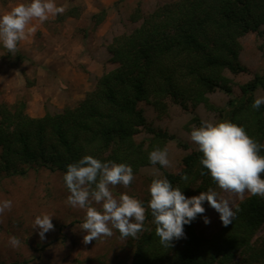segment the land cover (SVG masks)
I'll list each match as a JSON object with an SVG mask.
<instances>
[{"label": "trees", "instance_id": "1", "mask_svg": "<svg viewBox=\"0 0 264 264\" xmlns=\"http://www.w3.org/2000/svg\"><path fill=\"white\" fill-rule=\"evenodd\" d=\"M104 16L103 9L93 18L98 24ZM129 19L139 25L112 38L102 75L75 106L33 118L21 100L0 102V178L41 169L63 177L66 166L84 156L130 165L137 174L152 166L149 153L163 149L172 138L146 121L144 108L165 115L170 101L187 112L198 105L217 110L207 95L216 90L232 93L225 72H247L239 60V39H264V0H171L146 14L138 6ZM15 60L25 57L16 53ZM238 86L240 96L228 102L223 117L264 145V105L259 110L251 107L254 93L264 91V71ZM141 132L148 137L138 141ZM259 154L264 156V149ZM200 156L197 150L186 154L177 171L156 166L162 178L193 197L217 188L199 163ZM185 175L187 180L182 179ZM233 210L232 223L210 237L198 233V214L184 226V237L169 247L161 245L146 211L130 264H264V239H254L264 223V198L250 194Z\"/></svg>", "mask_w": 264, "mask_h": 264}, {"label": "rangeland", "instance_id": "2", "mask_svg": "<svg viewBox=\"0 0 264 264\" xmlns=\"http://www.w3.org/2000/svg\"><path fill=\"white\" fill-rule=\"evenodd\" d=\"M168 1L171 0H55L57 6L64 8L63 13L50 16L42 24L32 21L29 27L34 26L36 31L19 41L11 55H7L8 50L0 45V102L12 105L21 100L27 103V110L35 111L33 118L75 106L81 100L80 96L86 93L84 91L93 89L98 74L101 72L102 75L103 62L108 57L107 45L112 38L130 33L139 25L129 19L136 7L140 6L146 14ZM28 2L0 0V15ZM103 9L104 19L97 24L93 17ZM239 42V60L247 72L240 75L225 72V76L232 80V93L228 95L216 90L207 95L217 110L198 105L193 112H187L170 101L165 115H158L149 106L144 108L146 121L154 128L166 130L172 137L163 147L170 161L164 170L177 171L181 158L196 150L188 135L193 126L199 127L205 121L224 122L228 102L240 96L238 85L264 71V39L245 35ZM16 53L25 60H15ZM52 72L59 73V76ZM46 75L53 76L49 84ZM260 96H264V91L257 90L254 98ZM25 112L30 116L26 109ZM147 137L141 132L136 139L141 141ZM160 178L162 172L156 165L144 167L134 175L129 186L117 185L112 192L117 198L121 193L135 197L147 208L149 185ZM214 191L218 198L228 200L232 208L251 194L245 191L238 195L219 188ZM68 195L62 174L57 171L41 169L29 171L22 177L0 178V200L13 202L11 210L0 215V264H130L133 243L141 231L134 238H121L114 229L110 237L85 243L86 233L80 225L86 210L69 206L66 202ZM92 206L100 209L98 204ZM204 208L196 229L201 236L210 237L223 224L219 214L207 202ZM45 214L52 217L54 227L41 239L39 229H33V224L37 216ZM204 217L209 220L208 224L204 223ZM12 236L20 241L16 247L9 244ZM257 238L264 239V223L254 237Z\"/></svg>", "mask_w": 264, "mask_h": 264}, {"label": "clouds", "instance_id": "3", "mask_svg": "<svg viewBox=\"0 0 264 264\" xmlns=\"http://www.w3.org/2000/svg\"><path fill=\"white\" fill-rule=\"evenodd\" d=\"M55 0H29L14 7L9 13L0 15V45L9 52H15L19 41L27 39L36 31L29 27L32 21L44 23L50 16L63 13ZM264 105V96L256 98L251 105L259 110ZM196 150L201 153L199 163L212 181L222 191L242 195L245 191L264 198V156L260 155L264 145L247 135L242 126L231 122H202L193 126L188 134ZM153 166L168 167L170 161L165 149L149 153ZM205 174L204 171L201 173ZM134 179L130 165L115 162H101L92 156H84L76 163L66 166L63 182L69 195L67 204L86 210L80 225L84 242L101 237H110L118 230L121 238L136 237L142 231L146 211L150 212L155 233L161 245L169 247L174 240L184 237V226L191 224L198 214H203L204 202L218 214L224 226L232 223L236 211L226 199L218 198L214 190L203 191L197 196L186 197L179 187H173L167 178L154 179L148 188L147 208L141 200L121 193L115 197L112 188L127 187ZM187 180V176H182ZM93 204L100 205L98 210ZM13 202L0 200V215L10 211ZM204 223L209 220L204 217ZM52 217L45 214L34 219L33 229L38 228L41 239L53 229ZM9 244L16 247L20 241L10 237Z\"/></svg>", "mask_w": 264, "mask_h": 264}, {"label": "crops", "instance_id": "4", "mask_svg": "<svg viewBox=\"0 0 264 264\" xmlns=\"http://www.w3.org/2000/svg\"><path fill=\"white\" fill-rule=\"evenodd\" d=\"M31 58H34V59H35L34 56H32ZM52 73H53V75H57V76H59V75H58L59 73H54V72H52ZM46 76L49 77V78H46V79H47L46 83L49 84L50 81L53 79V76H52V75H49V76L46 75ZM99 76H101V72H100V74H98V77H99ZM40 78H42V77H40ZM37 84H40V82L37 81ZM88 91H89V89H87V91H84V93H85V92H88ZM84 95H85V94H83V96H84ZM83 96L81 95V96H80V99H82ZM78 99H79V98H78ZM26 104H27V103H26ZM26 106H27V105H26ZM36 110H38V109H36ZM26 111L29 112V114H30L31 117H35V116H34V112H35V111H31L30 109L27 110V107H26ZM40 117H41V116H40Z\"/></svg>", "mask_w": 264, "mask_h": 264}]
</instances>
